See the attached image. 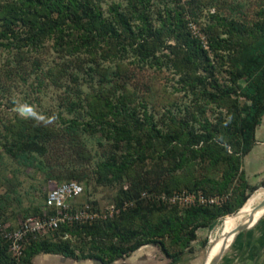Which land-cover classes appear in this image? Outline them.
Wrapping results in <instances>:
<instances>
[{"label":"rangeland","instance_id":"1","mask_svg":"<svg viewBox=\"0 0 264 264\" xmlns=\"http://www.w3.org/2000/svg\"><path fill=\"white\" fill-rule=\"evenodd\" d=\"M91 32L106 37L89 43ZM262 43L264 0H0V264H72L158 247L149 241L185 253L178 264H203L224 220L264 187V160L248 164L264 159V109L260 143L243 134ZM197 44L199 65L189 57ZM69 179L84 186L78 204L134 203L108 221L47 232L28 257L5 247ZM163 192L189 199L154 198ZM250 230L259 252L248 256L250 238L236 253ZM239 234L218 264H264V219ZM154 253L133 264H167Z\"/></svg>","mask_w":264,"mask_h":264},{"label":"built area","instance_id":"2","mask_svg":"<svg viewBox=\"0 0 264 264\" xmlns=\"http://www.w3.org/2000/svg\"><path fill=\"white\" fill-rule=\"evenodd\" d=\"M84 194V186L76 180H66L48 192L46 206L42 216H28L21 226L7 234L10 248L18 254L24 253L27 245L33 240L44 236L47 232L57 230L62 225L72 223H94L98 220H107L120 214L121 206L109 205L104 209L94 208L89 203L78 204ZM159 200L179 203L189 199L185 195H156ZM193 200V199H192ZM132 202L122 206L127 208Z\"/></svg>","mask_w":264,"mask_h":264},{"label":"trees","instance_id":"3","mask_svg":"<svg viewBox=\"0 0 264 264\" xmlns=\"http://www.w3.org/2000/svg\"><path fill=\"white\" fill-rule=\"evenodd\" d=\"M59 12H60V17L61 18H70L71 17V14L67 10L63 9V10H61ZM105 37H106V33H104V32H101L99 34H94V32H91V36L87 37V41L89 43H95V42H98V41L104 39ZM203 53H205L203 48H201L200 44H197V49L194 52L190 53V56H189L190 60L192 62L196 63L197 65H199V63H198L199 60L198 59H201V55ZM263 56H264V43H262L257 48V50L253 54V57L251 58V65L249 66V71H250L251 75H254L255 77L253 76L252 79L247 84V86L244 87V95L249 100L252 101L253 105L256 106L255 109H254V112L250 113L246 117V119L244 121L243 134H244L246 139H251V138L254 137L255 131H256V127L261 123V118L258 116V114L260 113L261 110L264 109V84H263V80H262V78L264 77V68H260V61L263 60ZM258 72L260 74H259V76H256ZM253 145H254V143H253ZM253 145H251L250 149H247V152H250V150L252 149ZM69 180H74V179H69ZM64 181H66V180H64ZM62 182H60V183H62ZM163 193H165V192H163ZM163 193H161V194H163ZM165 194H167V193H165ZM174 194H175L174 192H171V194H167V195L171 196V195H174ZM149 195H152V194H150L148 192V190H142L141 191V197H146L147 198ZM47 196H48V194H47ZM47 196L45 198L43 210H44V207L46 206ZM154 198L156 200H158V201H163V200H159L157 198V196H155V195H154ZM247 198H248V196H245L244 202L247 200ZM126 202H132V204L134 203L132 201V199H129L127 201L125 200L123 202L117 203L118 206H121V212H120V214H117L116 216H114L112 218L120 216L121 214H123L125 211H127L132 206V204H131L127 208H123L122 206ZM91 206L96 208L93 204H91ZM43 210L40 213L36 214L35 216H42L43 215ZM231 215H233V214H231ZM112 218H110V219H112ZM110 219L98 220V221H96L94 223L108 221ZM94 223H92V224H94ZM87 224H90V223H78V222H75V223H72L71 225H62L57 230H63V229H65V230L71 229L72 230V228H75L76 226H83V225H87ZM43 239H44V236H41L40 238L33 240L29 245H27V247H26V249L24 251V255H25L24 257H26V256L28 257L31 253L36 251L38 244L41 243ZM146 243L157 244L158 247H160V249L162 250V252L169 258L171 264L179 263L184 258L185 253H183L181 251L180 252L179 251L178 252H174V251L168 250L162 243L160 244L158 242H153V241H149V242H146ZM7 246H8V248H10L9 243H7V245L5 247H7ZM143 246H145V243L134 245L131 248H129V250H122L120 253H118L116 255H113L112 257H108V258H104V257H101L99 255L90 256V258L100 259V260L102 259V261L113 262V261H115L117 259H120V258L129 257L136 250L142 248ZM28 263L32 264V262L30 260H29Z\"/></svg>","mask_w":264,"mask_h":264},{"label":"bare ground","instance_id":"4","mask_svg":"<svg viewBox=\"0 0 264 264\" xmlns=\"http://www.w3.org/2000/svg\"><path fill=\"white\" fill-rule=\"evenodd\" d=\"M263 200L264 187L252 194L237 215L228 217L224 220L220 235L218 234V237L211 241L203 264H212V262L219 257L224 245H228L234 240L232 233L238 226L243 224L253 225L256 220H260L261 216L264 214V208L256 210V207Z\"/></svg>","mask_w":264,"mask_h":264},{"label":"crops","instance_id":"5","mask_svg":"<svg viewBox=\"0 0 264 264\" xmlns=\"http://www.w3.org/2000/svg\"><path fill=\"white\" fill-rule=\"evenodd\" d=\"M262 136H263L262 135V131L259 130V128H258L257 131H256V144L260 143L259 139L262 138ZM256 146L257 145L253 146V149L249 152V154H248L249 157H251L256 152ZM263 160L264 159H262V158H257V159H252L251 158V160H249V161H251V163H248V164H250L251 167L252 166H256L257 164H260L261 162H263ZM252 164H254V165H252ZM255 234H258L257 231L250 230L243 237L239 236L240 238L237 241V247L235 248V252L236 253L240 252L243 249V247H245L246 241L251 238L253 240V243L248 242L247 246H246V248L249 249V251H250L248 256L257 254L259 252V249L256 246V244L259 243L260 238L258 237V235L255 236ZM147 251H154L155 252L154 256L157 257L158 260H161V258H165L167 260V264H171L169 258L158 247H155V246H152V245H145L142 248L136 250L130 257H128V258L127 257L126 258H120L114 264H123V262H128V263L130 262V264L139 263L138 259L141 258V256L144 254V252H147ZM49 255H51V254H49ZM63 257H65V256H63ZM65 258L71 259L69 257H65ZM71 260H73L72 264H97V263H95L96 259H92V258H80V259H71ZM99 262L100 263H98V264H105V263H103L101 261H99ZM240 263H243V262L240 260L238 262V264H240ZM249 263H250V261H248V264ZM68 264H71V263H68ZM146 264H150V263H146ZM154 264H156V263H154ZM176 264H178V263H176ZM245 264H247V262Z\"/></svg>","mask_w":264,"mask_h":264},{"label":"water","instance_id":"6","mask_svg":"<svg viewBox=\"0 0 264 264\" xmlns=\"http://www.w3.org/2000/svg\"><path fill=\"white\" fill-rule=\"evenodd\" d=\"M261 208H264V200L256 207V210L257 209H261ZM264 219V214L263 216H261L260 220H256L255 224L253 225H249V224H243V225H240L238 226L234 232L232 233L233 234V239L236 237L237 234H239L240 232L244 231V230H247L249 228H252L254 227L256 224H258L261 220ZM230 244L228 245H224V247L222 248L220 254H219V257L217 259H215V261L212 262V264H218L222 258V255L223 253L225 252V249L229 246Z\"/></svg>","mask_w":264,"mask_h":264}]
</instances>
